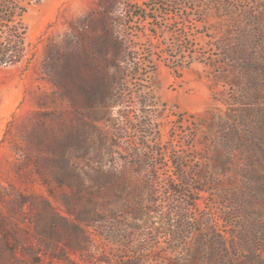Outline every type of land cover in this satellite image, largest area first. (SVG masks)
Returning a JSON list of instances; mask_svg holds the SVG:
<instances>
[{"label": "rangeland", "instance_id": "rangeland-1", "mask_svg": "<svg viewBox=\"0 0 264 264\" xmlns=\"http://www.w3.org/2000/svg\"><path fill=\"white\" fill-rule=\"evenodd\" d=\"M5 1L25 10L27 52L0 65V264H239L220 245L253 228L264 264V37H241L261 0H149L152 19L132 14L145 0ZM101 11L126 45L103 107ZM67 158L99 170L91 192L70 193Z\"/></svg>", "mask_w": 264, "mask_h": 264}, {"label": "trees", "instance_id": "trees-1", "mask_svg": "<svg viewBox=\"0 0 264 264\" xmlns=\"http://www.w3.org/2000/svg\"><path fill=\"white\" fill-rule=\"evenodd\" d=\"M148 1L145 0L144 2V8H141V11L138 9H134L132 11V14L134 16H140L143 19H149L153 18L150 16V9L148 10ZM168 3L171 4H178V0H168ZM261 13H259V16L252 19V23L250 24V30L248 32H244L241 37L245 38L248 36V38H256V40L259 38L260 35L264 37V0H261ZM24 12L25 10L23 8H20L12 1H5L0 0V21L2 23H5V29L4 32L0 33V65H9L14 64L23 61L26 59V44H25V35H26V27L24 25ZM101 29L102 32L100 34V43H99V50H97L98 53V62H100V69L98 71L99 74V93H100V101L98 103L99 107H103L108 105L110 102L109 100L114 95L115 90V71L112 73V81L110 83V75L108 73L107 66L110 64L112 68L119 67L122 62V57L126 49L125 40L124 38L119 34V31L116 30L115 27L110 26V20L108 17V12L101 11ZM117 22V21H116ZM262 29V30H261ZM261 31H263L261 33ZM249 41V40H248ZM240 44V45H239ZM250 48H258L259 42L255 41L253 43H247ZM234 47V48H233ZM245 46L243 43H238L236 46H232L230 50H243ZM87 51V50H83ZM225 55L227 53L224 52ZM232 60L234 59L238 63H241L240 69L243 71L249 72L250 69L255 68L256 64L254 63L255 58H251L248 61L245 60V58L242 60V58H239L240 52L232 51ZM229 56V55H228ZM242 61V62H241ZM246 61V62H244ZM91 62V61H90ZM243 63V64H242ZM121 67V66H120ZM120 67L118 69H120ZM58 71H60L62 78L65 79L66 75L72 76V68H76L74 64V57L69 54H63L59 57L58 63L55 67ZM77 70V68H76ZM250 74L246 75L249 77ZM72 78V77H71ZM73 80V78L71 79ZM56 83V82H55ZM71 84V81H70ZM250 84L253 86V83L250 82ZM59 85V84H57ZM64 92V96L70 101L71 106L74 108V110L77 108V94L79 89L78 85H75L73 87V84L68 86L62 85ZM255 87V86H254ZM114 105H118L120 102L117 100L116 102H113ZM251 126V124H250ZM99 135L105 137L106 135L99 130ZM76 145L71 146V152L73 153L76 150ZM84 151V149H83ZM87 151V150H86ZM87 153V152H86ZM171 163L175 164L176 161L171 160ZM89 169L82 170L78 167V164L72 161L70 158H67L65 160V168L67 169L68 174V182L67 186L69 188V191L71 194H75L78 191H86L91 192L93 190L92 186L89 184H85L82 182V174L83 175H91L89 170L92 174H98L99 170L94 168L91 165H88ZM126 166H115L113 165L112 173L115 176H120L126 171ZM183 174V172H182ZM182 182H186L187 179H185L184 176H182ZM132 190V189H131ZM116 191H124L122 188H117ZM68 214L71 216L73 223L77 224L78 221L83 222H89L90 220H93V216L84 218L78 212L75 210V208L72 206H68ZM92 218V219H91ZM253 233H257L256 230L253 229H246L245 231H242V234L236 236V239L232 242L230 245L228 242L221 243L220 247L222 250L225 249L227 253V259H229L230 262H239V264H261L258 263V260L256 258L255 253L257 252V245L252 239L251 236ZM254 235V236H253ZM252 238L255 239V235L253 234ZM224 239L223 241H225ZM235 251L240 252L243 251L250 255L248 260H245L243 262H240L241 259L235 258Z\"/></svg>", "mask_w": 264, "mask_h": 264}]
</instances>
